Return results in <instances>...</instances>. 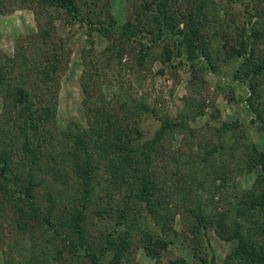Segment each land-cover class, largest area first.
Here are the masks:
<instances>
[{"label": "rangeland", "instance_id": "1", "mask_svg": "<svg viewBox=\"0 0 264 264\" xmlns=\"http://www.w3.org/2000/svg\"><path fill=\"white\" fill-rule=\"evenodd\" d=\"M143 1L76 0L81 15L75 24L69 13L41 0H0V153L10 156L7 179L0 170V264H93L92 256L73 253L62 237L34 219L35 209L42 218L51 212L64 233L74 205L82 201L77 176L84 157L74 138L64 134L75 127L88 132L95 128L92 141L101 142L102 153L110 155L94 157L95 191L82 221L92 243H102L99 251L108 247L110 231L120 229L124 238L137 224L119 264H205L209 249L215 264H260L238 253V237L223 238L218 229L237 221L244 241L264 251V214L249 206L264 194V171L258 163V153L264 156V72L246 77L264 52V0L257 8L256 26L262 37L250 60L233 57L234 42L228 45L227 36L216 34V26L230 33L226 21L232 16L235 36L242 26L239 14L245 12L241 0H175L180 22L181 12L203 13L206 56L192 67L183 64L176 48L167 60L165 41L125 37L122 26L128 21L153 23ZM252 23L256 25V17ZM35 57L40 72L32 64ZM56 58L62 62L59 70ZM53 63L46 83L42 70ZM18 87L31 94L33 111L52 112L46 120L37 118L39 134L31 133L19 116L13 100ZM163 123L169 128L145 172L158 186L155 201L170 244L152 257L135 221L145 216L146 205L127 195L136 191L135 175H142L135 173V163L141 160L145 169L147 144L157 138ZM127 128L139 129L141 135L130 136ZM116 143L125 150L133 147V155L126 151L114 156ZM28 144L38 153L27 151ZM31 184L23 200L9 188L18 191ZM129 199L136 207L126 229L118 224L117 213ZM201 214L207 226L200 234L194 224Z\"/></svg>", "mask_w": 264, "mask_h": 264}, {"label": "trees", "instance_id": "2", "mask_svg": "<svg viewBox=\"0 0 264 264\" xmlns=\"http://www.w3.org/2000/svg\"><path fill=\"white\" fill-rule=\"evenodd\" d=\"M44 5H47L49 8L54 9L55 11L60 12V10L65 11L71 15V19L74 23H78L80 21L81 15V6L76 4V0H41ZM175 0H144L146 7L148 8V13L150 14V18H152L153 23H141L133 24L131 21H128L125 25L122 26L123 32L125 33V37L128 39H137V40H148L153 44H156L158 41H165L168 44V47L165 49V53L169 57L167 60L172 59L173 53L172 48H176L182 58V62L185 66L192 67L200 60H202L206 56V52L204 50V31H203V23L201 22L203 19L202 11L198 10V12L190 11L188 13L181 12V19L182 22L179 21L177 16L174 13V4ZM176 2V1H175ZM260 0H241L238 2L240 6H245V12H241L239 15L241 17L242 26L238 27L237 33L234 31L232 32V26L235 21V17L230 16L226 21L227 28L230 33H224L221 31L222 28H217L216 26V34L220 32L223 36H227L228 45L234 42V45H230L231 47V55L237 58H246L249 59L253 57L255 58L257 54L259 45V40L262 37L261 32L259 29L256 28L257 24L260 23L259 20V12L257 11L259 6ZM179 12L181 9H178ZM251 11H255L253 13H248ZM145 14L146 11H145ZM148 20V15L145 16ZM256 17V25L252 23L253 19ZM111 21L116 24L115 18L110 17ZM220 22V20L218 19ZM218 22V26L220 23ZM183 24V27H181ZM134 25V26H133ZM136 25V26H135ZM206 26H210V24H206ZM223 27V26H221ZM116 29L117 31H122ZM93 30V29H92ZM233 36H232V35ZM234 38V39H233ZM172 44V45H171ZM184 55V56H183ZM255 55V56H254ZM38 57L32 61L34 68L38 69ZM57 65L56 68L61 69L60 64L62 62L56 58ZM250 66V63H248ZM27 65V64H26ZM53 64H51L47 69L42 72L45 75L44 81L47 83V77L49 73L52 71ZM59 65V66H58ZM255 70L247 71V78H250V74L257 77H261L264 72V52L261 55H258L254 62ZM246 66V65H244ZM248 67V66H247ZM251 67V66H250ZM36 71V72H37ZM242 71V70H240ZM40 72V71H39ZM239 79H241L240 74L236 75ZM252 93L255 95L258 94L256 89L252 88ZM14 104L15 107L17 106L20 111V118L25 120L27 127L30 126V132L34 134H39L41 129L37 124V118L47 119L48 116L52 115L50 109H46L45 113L39 114L36 111H33V101L31 98V94L26 92L25 89L22 87H18L14 93ZM103 116H105L103 114ZM258 119L261 120V115H258ZM109 121L113 119L108 118ZM108 121V122H109ZM110 128V124L109 127ZM169 125L163 123V127L158 131L157 138H155L152 143L147 144L146 150L150 151L147 154L146 159V167L143 171L140 168V161H136V172L140 173V175H135L133 184L135 183L136 191L129 193L127 195L128 198H135L138 202L146 205L145 216H140L135 220L139 224V228H141L143 241L145 242L144 248L146 249L148 255L152 257H158L161 255L163 251H165L170 241L165 236V232L167 231V226L165 225L164 218L161 217L160 212V203L155 201V196L157 193V184L155 180L151 177V175L145 172L148 169V164L152 161V154L157 152L155 145L159 144L162 146L163 138L165 137ZM95 128L92 131L88 132V130H83L81 127H75V130L70 131L69 133H64L66 136L67 134L72 136L75 140V144L78 147L80 154L84 157V161L78 165V179L81 181L83 189H81L82 197L80 205L75 204L73 210L71 212V225L65 226L64 233H61V227H57L55 222L52 218V213H48L44 218L41 217L40 209H35L34 219L38 220V223L44 228L47 227L48 230H53V233L56 235V238L62 237L63 241L66 243V248L70 249L75 254L78 255H87L92 256L90 262L93 264H104L103 257L106 256V260H110L109 264H119L121 263L122 257L125 255L126 251L129 249L128 247V238L130 237L131 231L137 230V224H132L127 231V235L122 238V230L120 229H113L108 233L107 242H109L108 247L104 248V252L99 251V247L102 243H92L89 236V232L87 230V226L82 221L85 219L87 204L91 202L92 195L95 191V180H96V171L98 165L94 162V157H110L109 154H104L103 149L104 145L101 146V142H96L95 140L92 141L91 132H94ZM99 132V131H98ZM125 133L133 135V133H137L141 135L139 129H126ZM132 146V145H131ZM116 149L113 151V155L117 157H122L126 151L134 153L133 147H128L126 150L120 143H116ZM38 148H34L28 144L27 151H31L32 154L38 153ZM261 153V152H259ZM260 159L258 161L259 165L262 167L264 171V156L261 154ZM9 154L5 151L0 153V170L2 171V176L6 178L9 173L10 168V158ZM75 157H79L75 154ZM257 158V157H256ZM7 179V178H6ZM154 180V181H153ZM12 184V180L8 182V185ZM33 184L27 186L25 185L24 189H15L9 187L10 190L20 196V200H23L24 196L28 195V190H32ZM135 190V189H134ZM134 193V194H133ZM128 201L124 200L123 205L120 207L117 217H119L118 224L127 226L130 221V215L134 211L133 205L131 206V200ZM30 201V200H29ZM252 206L253 209H257L262 211L264 214V194L259 198H255L250 201L249 206ZM139 210V209H138ZM140 211V210H139ZM101 214L104 216L101 212ZM144 214V213H143ZM104 220L106 217H103ZM111 218V215H109ZM200 220V225H199ZM239 223L234 221L231 223L230 227H226L225 225H219L220 229H218V233L223 238H239V247L238 253H242L246 257L251 259L252 263H260L263 264L264 261V251H258L253 244H248L244 241L241 237L240 233L237 232L236 227ZM121 225H118L121 226ZM202 226L205 228L207 225L205 223V217L201 214L198 218V223L194 224V228L201 234L202 233ZM121 227V228H122ZM126 228V227H124ZM150 228H153L154 232L150 233ZM127 229V228H126ZM195 233V232H194ZM196 234V233H195ZM195 237V236H194ZM264 249V247H262ZM206 257H203V262L205 264H215L214 259L212 258L211 249L207 251ZM102 256V257H101ZM208 256H210L211 261L209 262ZM243 257V256H242ZM181 262V261H180Z\"/></svg>", "mask_w": 264, "mask_h": 264}]
</instances>
